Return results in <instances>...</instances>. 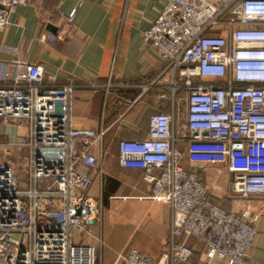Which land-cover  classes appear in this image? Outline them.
I'll list each match as a JSON object with an SVG mask.
<instances>
[{
  "label": "built area",
  "instance_id": "1",
  "mask_svg": "<svg viewBox=\"0 0 264 264\" xmlns=\"http://www.w3.org/2000/svg\"><path fill=\"white\" fill-rule=\"evenodd\" d=\"M160 1L142 39L163 62L161 74L170 72L163 87L171 97L183 92L188 139L225 145L227 153L250 143L264 164V0ZM28 3L0 0V32ZM8 65L0 74V124L24 133L0 143V264H96V249L76 241L88 234L81 208L100 171L92 149L105 130L70 127L76 82L57 83L41 65L18 58ZM174 126L173 113L157 112L145 139L118 142L119 165L142 172L151 199L168 206L170 222L158 259L130 250L115 264H184L193 255L189 238L202 245L209 263L243 264L258 217L264 236V168H229L227 196L256 199L259 210L227 213L209 200L198 172L182 166Z\"/></svg>",
  "mask_w": 264,
  "mask_h": 264
},
{
  "label": "crops",
  "instance_id": "2",
  "mask_svg": "<svg viewBox=\"0 0 264 264\" xmlns=\"http://www.w3.org/2000/svg\"><path fill=\"white\" fill-rule=\"evenodd\" d=\"M160 0H29L9 16L0 32V74L10 70L14 58L39 64L45 76L57 83L74 81L70 98V127L74 130H105L92 149L100 171L92 176L81 210L87 213L88 234L76 242L96 249V264H115L130 250L158 259L168 236L170 211L151 199V185L142 172L119 165L121 140H143L149 117L157 112L175 116L174 147L182 153L186 170H196L209 200L230 213L248 209L258 214L256 199L227 196L229 168L258 172L264 164L255 147L242 143L227 153L225 145L191 142L184 118L182 91L171 97L163 87L164 64L142 33L157 19ZM72 16V24L66 18ZM50 35L56 40L47 42ZM153 86L143 88L148 83ZM24 133L13 125L0 124V143ZM87 211V212H86ZM254 238L243 264H264L263 220L257 218ZM193 255L184 264L209 263L202 245L189 238Z\"/></svg>",
  "mask_w": 264,
  "mask_h": 264
}]
</instances>
